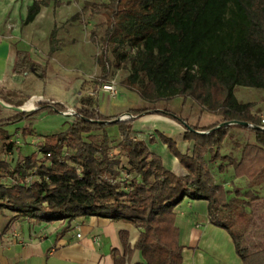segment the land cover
Returning <instances> with one entry per match:
<instances>
[{
	"label": "trees",
	"instance_id": "obj_1",
	"mask_svg": "<svg viewBox=\"0 0 264 264\" xmlns=\"http://www.w3.org/2000/svg\"><path fill=\"white\" fill-rule=\"evenodd\" d=\"M53 1L54 6L60 4ZM49 3L33 0L22 24L31 22ZM87 12L105 17L106 47L96 57L100 69L128 65L130 72L122 87L136 91L149 106L128 109L134 117L103 122L119 114L99 112L97 97L81 88L74 108L77 115L66 117L67 128L39 134L40 145L24 156L2 126L26 121L19 133L24 139L35 134L32 120L40 109L60 113L64 105L40 101L30 112L12 111L0 117V152L13 153L0 160V215L12 213L8 224L26 217L49 223L80 216L124 220L139 229L134 248L140 250L146 264H180L182 246L174 209L185 197L205 200L209 222L228 232L241 264H264V166L246 189H226L214 175L236 167V158L221 154L216 139L204 147L208 154L204 159L199 141L229 125L250 129L253 143L264 149V129L260 128V117L251 111L253 104L239 101L234 94L236 86L264 89V0L84 1L80 13L70 20ZM99 26L91 28V42L97 41ZM57 30L54 24L48 57L56 50ZM13 69L30 72L41 81L46 77V66L20 50H15ZM174 96L191 98L202 109L219 115L218 125L243 121L253 127L228 124L213 129L217 125L213 124L201 128L163 109L160 114L185 128L184 139L194 141L192 151L182 153L172 139L156 133L185 170L184 174L175 173L162 166L159 155L151 152L144 140L131 134L136 118L158 113L154 104ZM29 97L20 90L0 89V100L9 105L21 106ZM113 123L118 140L110 139L106 132V126ZM112 145L124 156L125 164L112 156ZM37 153L42 156L37 157ZM33 169L38 179L24 185V177ZM122 241L125 246L123 235ZM112 256L114 264H124V255L113 251Z\"/></svg>",
	"mask_w": 264,
	"mask_h": 264
},
{
	"label": "crops",
	"instance_id": "obj_2",
	"mask_svg": "<svg viewBox=\"0 0 264 264\" xmlns=\"http://www.w3.org/2000/svg\"><path fill=\"white\" fill-rule=\"evenodd\" d=\"M32 2L33 0H0V89L20 90L26 96L42 98L43 100L40 101L63 102L69 106L72 103L71 106L75 108L78 106V98L83 92L81 90L82 80L79 78L74 80L72 92L54 98L38 94L32 90L33 88H30L35 84L33 83L34 78L41 81L32 73H20L13 69L15 50L27 53L28 58L32 61L45 65L47 71L48 64L54 61L63 47L64 42L59 40L58 44L56 43V50L48 57V38L55 23L51 19L53 25L49 24L46 28L37 24L43 7L31 22L22 24ZM47 7L49 8L50 4ZM46 79L47 74L43 82ZM74 93L77 95V99L74 97ZM117 94L111 96L108 93L99 92L97 97L99 112L105 115H120L122 112L128 111L130 108L112 109L110 101L116 98ZM69 99H71V103L68 102ZM3 109L11 110L6 107ZM32 109L34 107L26 109V112H30ZM156 111L158 113H150L136 118L132 124L131 134L137 139L144 140L147 148L159 155L164 168L184 174V168L156 133L160 132L172 139L177 149L182 153H190L194 141L184 139L185 128L182 124L160 114L162 110L156 109ZM8 112L0 109V117L7 116ZM195 124L203 125L201 122ZM228 129L231 130V126ZM19 133L20 130L17 129V137ZM151 137H153V141L149 142ZM224 141L225 138L220 142V148ZM234 144L236 150L232 157L236 158L237 166L228 167L224 172L226 176H223L224 173L216 172L214 177L226 189L237 186V181L240 183L239 187L246 189L248 181L254 176L253 173L244 171L248 168L246 155L250 154L252 144H254L253 138L249 142L237 143L234 141ZM18 153L24 156L30 152L21 153L20 146ZM213 169L212 171H214ZM174 211L175 224L179 230L178 240L182 246V262L180 264H241L228 232L209 222L205 200H191L185 197ZM11 216L12 213L9 211H4L3 215H0L1 264H114L113 251L124 255V264H146L140 250L134 248L140 231L127 221L99 216H80L71 220H55L49 223L26 217L16 219L8 224ZM64 228H68V230L63 231ZM122 235L126 239L125 246ZM126 249H129L130 252L126 253Z\"/></svg>",
	"mask_w": 264,
	"mask_h": 264
},
{
	"label": "rangeland",
	"instance_id": "obj_3",
	"mask_svg": "<svg viewBox=\"0 0 264 264\" xmlns=\"http://www.w3.org/2000/svg\"><path fill=\"white\" fill-rule=\"evenodd\" d=\"M84 1H92L100 4L107 2L108 0H59L60 4L57 6H54V1L50 0L49 8L47 6H43V12L38 19L37 24H41L43 28H46L49 24L53 25V23H55V25L58 27L56 35L57 42L61 40L64 43L62 45L63 47L56 55L54 61H52L51 64H48L46 71L47 79L44 82H41L34 78L33 83L35 84L30 88H33L32 90L38 94L41 93L44 94L43 96H53L55 98L65 96L67 93L72 92L73 84L75 82L74 80L76 78H79L82 80V82H85L83 87L81 85V88H83L84 92L98 89L100 83L113 80L117 86V93L118 91L119 93H116L117 97L111 99L110 101L112 109H127L146 106L147 102L142 100L136 91L126 89L125 87L122 88V80L130 72L128 65L121 68H115L114 66L109 65L106 71H102L97 64V55L106 47L103 44V39L106 34L104 15L101 13H96L92 16H89V12H87L83 16H80L74 20H70V17L73 14L80 13ZM51 19L53 23L51 22ZM95 24H100L96 31L97 41L91 42L89 40L90 30ZM107 55L111 58L109 51L107 52ZM104 77L106 79H103ZM26 89H28V87H26ZM99 92L101 91H98L96 94H94V96L98 97ZM234 94L239 101L251 102L253 104L251 107L252 113L258 115L259 117L264 113V89L236 86ZM76 96L77 95L74 93V97ZM33 97L34 99L37 98L34 105H37L38 101L43 100L42 98H38L36 96ZM30 98L31 97H29V99ZM44 101L51 103L49 100ZM31 102L32 101L28 103L30 104ZM68 102L71 103V99H69ZM155 105V109H167L176 117L185 119L189 124L194 125L196 122H201L203 124L202 126L196 124L201 128H205L213 124L215 125L221 120L219 115L208 112L204 109L202 110L200 106L191 98L174 96L170 99L159 100ZM2 111H9L8 113H11L13 110H6L2 108ZM126 112L127 111L122 112V114L119 116H124ZM168 118L177 121L172 117ZM124 119L127 118H123L122 120ZM25 124L26 121L23 120L2 126L4 131L10 134L12 138L20 142L19 146H21V153L32 152L34 150V146L31 142L38 137L37 134L44 135L47 133L64 131L68 126V119L61 113L48 111L45 108L40 109L36 113L35 118L32 120L31 127L33 128L35 134L26 135L24 139L21 137V135H18L17 137L14 132L17 129L20 130V128ZM221 126V124H217L213 129H217ZM228 127L229 125L226 126L220 133H214L208 137H200L199 141L203 145L201 147V153L204 151V147L209 146L212 141L219 139V142H221L222 139L225 138V141L220 148L221 154H231L229 156H234V150H236L234 141L249 142L254 137L253 132L248 128L231 126L230 130ZM198 131H204V134L209 132L206 130ZM106 132L110 139L116 140L119 138L117 125L114 123L108 124L106 126ZM254 145L255 144H252V148L249 152L250 154L246 155L248 158L246 161L248 168L244 169V171L247 173H253V178L264 166V149ZM180 148L182 147L180 146ZM15 151L17 152V150ZM110 152L112 153L113 157H116L119 160V164H125V158L123 155H120L116 146L112 145ZM202 155L204 159L208 156L204 152ZM223 176H226V174L224 173ZM236 183L240 185L239 181Z\"/></svg>",
	"mask_w": 264,
	"mask_h": 264
},
{
	"label": "built area",
	"instance_id": "obj_4",
	"mask_svg": "<svg viewBox=\"0 0 264 264\" xmlns=\"http://www.w3.org/2000/svg\"><path fill=\"white\" fill-rule=\"evenodd\" d=\"M98 91H101V92H104V93H108L109 95H111V96H114V95H116V93H117V86H116V83L113 81V80H109V81H106V82H102V83H100V85H99V87H98V89H95V90H88L87 91V93L88 94H90V95H94V94H96ZM32 98V97H31ZM30 98V99H31ZM29 99V100H30ZM36 100H37V98H36ZM35 100V101H36ZM35 101L33 102V105H32V107H34V108H36L37 106L36 105H34V103H35ZM51 103H54V102H52L51 101ZM62 105H64V107H65V110L64 111H62L63 113H62V115H64L65 117H67V118H73V117H75L76 115H77V113H76V111H75V109H74V107H72V106H69V105H67V104H65V103H61ZM133 116V115H132ZM120 117H122V118H129V116L128 115H124V116H120ZM260 122H261V125L262 126H260V128H262V129H264V113L260 116ZM252 125V124H251ZM15 143L17 144V145H19L20 144V142H18V140H15ZM32 144H33V146L34 147H37V146H39L40 145V139H39V137H37L36 139H34V140H32V142H31ZM13 155V153H7V152H5V151H1L0 152V160H2V159H8L10 156H12ZM37 155V157H41L42 155L40 154V153H37L36 154ZM49 155V153L47 154V156ZM16 157V156H15ZM38 179V177L36 176V174H35V169H33V170H31L25 177H24V179H23V184L24 185H30L31 183H33L34 181H36ZM77 236H79V234H77ZM0 264H1V262H0Z\"/></svg>",
	"mask_w": 264,
	"mask_h": 264
},
{
	"label": "water",
	"instance_id": "obj_5",
	"mask_svg": "<svg viewBox=\"0 0 264 264\" xmlns=\"http://www.w3.org/2000/svg\"><path fill=\"white\" fill-rule=\"evenodd\" d=\"M0 105L3 106V107L9 108V109H11L13 111H16V112L27 111L26 109L23 108V105H21V106H13V105L6 104L2 100H0ZM60 113L62 114L63 112L61 111ZM125 115H128L129 117H133L130 113H127V112L125 113ZM122 119H123L122 117L118 116L115 119H112L110 121H103V122H114V121H119V120H122ZM228 124H240V125H243V126H252L253 127V125H251V124H249L247 122H243V121H229V122L221 123V125H228ZM195 132H197L199 134H204L205 133L204 131H198V130H195Z\"/></svg>",
	"mask_w": 264,
	"mask_h": 264
},
{
	"label": "bare ground",
	"instance_id": "obj_6",
	"mask_svg": "<svg viewBox=\"0 0 264 264\" xmlns=\"http://www.w3.org/2000/svg\"><path fill=\"white\" fill-rule=\"evenodd\" d=\"M36 99H34V97H32L30 100H28L25 104H23V108L24 109H30L32 108V105H33V102L35 101ZM32 101L30 104L28 102Z\"/></svg>",
	"mask_w": 264,
	"mask_h": 264
}]
</instances>
